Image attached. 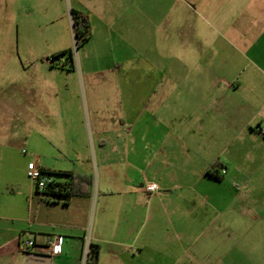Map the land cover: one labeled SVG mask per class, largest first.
<instances>
[{
  "label": "crops",
  "instance_id": "crops-1",
  "mask_svg": "<svg viewBox=\"0 0 264 264\" xmlns=\"http://www.w3.org/2000/svg\"><path fill=\"white\" fill-rule=\"evenodd\" d=\"M197 1L198 21L167 33L160 46L156 17L144 20L149 74L142 79L140 63L126 69L113 81V97L99 100L90 65L50 68L54 76L75 75L73 95L58 94L63 86L45 80L38 64L28 69L21 131L28 164L94 182L91 197L69 203L41 200L33 182L13 183L20 200L0 212V264H25L30 252L49 255L51 264H83L88 229L97 264H190L206 238L231 247L229 257L252 246V230L264 231L263 222L246 226L248 209L231 206L242 197L233 190L200 189L212 181L236 184L245 174L239 158L248 160L257 144L264 148V0ZM142 23L122 24L138 54ZM83 75L87 113L78 92ZM217 163L218 179L208 173ZM149 182L159 191L148 192ZM29 240L35 245L23 249Z\"/></svg>",
  "mask_w": 264,
  "mask_h": 264
},
{
  "label": "rangeland",
  "instance_id": "rangeland-1",
  "mask_svg": "<svg viewBox=\"0 0 264 264\" xmlns=\"http://www.w3.org/2000/svg\"><path fill=\"white\" fill-rule=\"evenodd\" d=\"M198 5L197 0H0V212L5 213L20 200L12 193L13 183L32 182L22 169L24 165L28 167L27 156L30 155V152L24 153L27 148L21 140L23 89L32 78L28 69L38 64L45 72V80L63 86V91L58 94L73 95L75 75L60 72L54 76L49 71L50 68L61 69L64 64L69 66L72 52L76 66L79 63L91 66L90 77L99 100L105 96L113 97L116 86L113 81L120 74L127 73L126 69L140 63L142 79L149 74L150 57L144 54L148 50V29L143 30L144 20L156 17L160 46L167 33L186 32L187 20L198 21L199 14H202ZM72 11H82L90 18L91 37L80 46L74 36ZM137 19L143 22L140 24L143 48L140 54L135 53L132 45L134 36L124 28L126 26L122 28V24ZM65 51L67 53L63 54ZM60 54L64 64L60 60L55 63L47 61ZM78 92L87 113L90 94L85 89L84 75L78 78ZM238 163L245 167V174L236 184L225 182L218 185V181H212L208 186L201 184L200 189L205 186L206 190H214L220 186L223 193L233 190L242 197L234 199L231 206L248 209V217L244 220L246 226L264 224V148L255 145L248 160L239 158ZM93 176L96 179L97 173ZM244 183L246 191L242 186ZM236 185L240 186L239 189ZM225 203L223 200L221 206ZM236 217L241 222L242 218ZM261 233L263 241H260ZM250 237L252 246H239L229 257L224 255L231 247L214 246L206 238L200 247L191 251L194 257L190 264H264V231L252 230Z\"/></svg>",
  "mask_w": 264,
  "mask_h": 264
},
{
  "label": "trees",
  "instance_id": "trees-1",
  "mask_svg": "<svg viewBox=\"0 0 264 264\" xmlns=\"http://www.w3.org/2000/svg\"><path fill=\"white\" fill-rule=\"evenodd\" d=\"M72 25L74 36L76 39V43L80 46V44L87 42L91 37V23L89 16L82 11H72L71 12ZM67 52H63L66 54ZM71 55V63L67 67L68 70H72L75 68V62L73 58L72 52ZM54 58H61V54L57 56H53ZM53 67L55 65H52ZM66 64L62 65L61 68H65ZM220 167V164L217 163L213 166V170L208 171L209 175L218 179L217 169ZM46 174L49 176H66L67 182L65 183H57L53 182L50 184L45 190H39L37 187V193L40 196L41 200H53L55 202H63L69 203L70 199L73 197H91V192L89 188L93 185V177L91 176H81L77 175L73 172H49L46 171ZM98 263V255L97 251L92 246L91 255L87 264H97Z\"/></svg>",
  "mask_w": 264,
  "mask_h": 264
},
{
  "label": "built area",
  "instance_id": "built-area-1",
  "mask_svg": "<svg viewBox=\"0 0 264 264\" xmlns=\"http://www.w3.org/2000/svg\"><path fill=\"white\" fill-rule=\"evenodd\" d=\"M56 60H61V58H54L51 57L47 59L49 63H55ZM64 64V61H62ZM24 153L26 151L24 150ZM223 173H225V170H223ZM27 176L28 178L38 187L39 190H45L50 184L54 182V179L52 176H49L46 174V171L39 165V162L37 160L32 161L28 164L27 167ZM145 189L148 192H157L159 191V187L155 183H146L145 184ZM54 246V250L56 253H59L61 251L60 245L57 242H52L51 243ZM34 244L33 241L29 240L25 242L23 245V249L30 248ZM92 235H91V230L88 229L86 232L84 238H83V248H82V259L83 263L87 264L91 255L92 251Z\"/></svg>",
  "mask_w": 264,
  "mask_h": 264
},
{
  "label": "water",
  "instance_id": "water-1",
  "mask_svg": "<svg viewBox=\"0 0 264 264\" xmlns=\"http://www.w3.org/2000/svg\"><path fill=\"white\" fill-rule=\"evenodd\" d=\"M25 264H51V257L49 255L30 252L26 255Z\"/></svg>",
  "mask_w": 264,
  "mask_h": 264
}]
</instances>
